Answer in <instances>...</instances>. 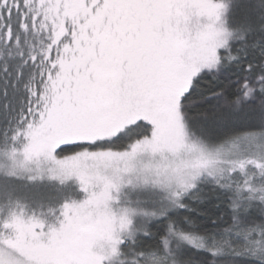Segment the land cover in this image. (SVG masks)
<instances>
[{
    "label": "snow or ice",
    "instance_id": "snow-or-ice-1",
    "mask_svg": "<svg viewBox=\"0 0 264 264\" xmlns=\"http://www.w3.org/2000/svg\"><path fill=\"white\" fill-rule=\"evenodd\" d=\"M0 174V264H264V0H0Z\"/></svg>",
    "mask_w": 264,
    "mask_h": 264
},
{
    "label": "trees",
    "instance_id": "trees-1",
    "mask_svg": "<svg viewBox=\"0 0 264 264\" xmlns=\"http://www.w3.org/2000/svg\"><path fill=\"white\" fill-rule=\"evenodd\" d=\"M33 181L27 178L18 179L0 174V220L6 218L9 205L18 202L24 206L27 214L38 213L48 221L54 213H58L59 205H63L65 201L69 200V197H67L68 199L63 197L56 198L55 200L52 194H50L52 188L56 187L54 185L57 184L59 185L58 189H63L65 184H69V180L61 183L56 179L49 178L41 180L42 182L32 184ZM38 191L46 192L47 197L39 198L36 195ZM54 193L57 194L59 191H54ZM26 198L30 201L25 200Z\"/></svg>",
    "mask_w": 264,
    "mask_h": 264
},
{
    "label": "rangeland",
    "instance_id": "rangeland-1",
    "mask_svg": "<svg viewBox=\"0 0 264 264\" xmlns=\"http://www.w3.org/2000/svg\"><path fill=\"white\" fill-rule=\"evenodd\" d=\"M26 178V177H25ZM23 178V179H25ZM44 179H49L48 176H44L40 179H36L32 182V184H35V183H39V182H42L41 180H44ZM40 180V181H39ZM69 180V184H65L63 189H58L59 185H54L56 187L52 188V191H50V194H52V197L56 200L63 197V198H66L68 199L67 197H69V200L65 201V202H70L72 200H80L82 198V193L79 191V185H78V181L76 180L75 177H71L68 179ZM31 181V180H30ZM67 181V180H66ZM61 187V186H60ZM62 188V187H61ZM54 191H59V193L55 194ZM48 193V192H47ZM49 194V196H50ZM36 195L39 197V198H45L47 197L46 195V192H42V191H38L36 192ZM59 196V197H58ZM53 198H50V199H53ZM62 198V199H63ZM61 199V200H62ZM25 200L27 201H30L28 198H26ZM50 201V200H48ZM53 201V200H52ZM62 202V201H61ZM64 202V203H65ZM62 206V204L59 205V208ZM35 215H38L39 218H41L42 220H45L46 222H49V223H53L54 220H55V215H57L58 213H54L52 215V217L47 221L43 216H41L40 214L38 213H33ZM28 215H32V214H28ZM27 218V217H25Z\"/></svg>",
    "mask_w": 264,
    "mask_h": 264
}]
</instances>
